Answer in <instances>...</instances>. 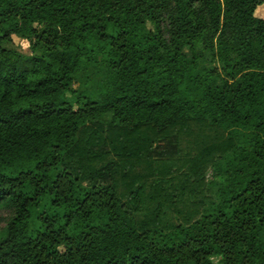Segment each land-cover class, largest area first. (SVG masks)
Here are the masks:
<instances>
[{
	"label": "trees",
	"instance_id": "trees-1",
	"mask_svg": "<svg viewBox=\"0 0 264 264\" xmlns=\"http://www.w3.org/2000/svg\"><path fill=\"white\" fill-rule=\"evenodd\" d=\"M263 5L0 0V264H264Z\"/></svg>",
	"mask_w": 264,
	"mask_h": 264
},
{
	"label": "rangeland",
	"instance_id": "rangeland-1",
	"mask_svg": "<svg viewBox=\"0 0 264 264\" xmlns=\"http://www.w3.org/2000/svg\"><path fill=\"white\" fill-rule=\"evenodd\" d=\"M262 9L264 10V5ZM260 12H263V11L261 10ZM258 15H262V14L258 13ZM13 45L24 52H30L29 42L25 39H21L19 37L13 36ZM78 85H79V81L74 84V87L77 88ZM9 217H10L9 210H0V229L4 227ZM218 260H219L218 258H214L215 263H217Z\"/></svg>",
	"mask_w": 264,
	"mask_h": 264
}]
</instances>
